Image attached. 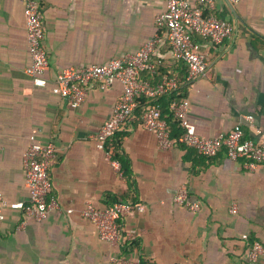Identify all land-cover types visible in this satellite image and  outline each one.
Segmentation results:
<instances>
[{
  "label": "crops",
  "instance_id": "0c3cea01",
  "mask_svg": "<svg viewBox=\"0 0 264 264\" xmlns=\"http://www.w3.org/2000/svg\"><path fill=\"white\" fill-rule=\"evenodd\" d=\"M42 1L49 83L38 87L25 72L31 57L24 0H0V189L10 202H28L22 160L35 135L56 145L50 175L59 207L42 221L7 209L0 220V264H109L110 255L140 257L141 264H247L249 241L264 244L263 165L251 170L225 148L213 157L181 144L161 148L138 117L99 148L94 135L112 116L122 84L94 86L78 106L51 87L61 68L136 52L158 32L153 59L160 73L151 80L181 79L178 92L190 99L198 134L215 137L241 126L247 138L262 140L264 0H216V14L234 24V33L221 44L199 38L208 69L193 81L158 21L166 0ZM118 139L121 161L108 149ZM183 184L197 210L176 203ZM117 198L143 209L123 217V240L112 245L81 212L87 200L104 207ZM255 264H264V253Z\"/></svg>",
  "mask_w": 264,
  "mask_h": 264
},
{
  "label": "built area",
  "instance_id": "2783aa9c",
  "mask_svg": "<svg viewBox=\"0 0 264 264\" xmlns=\"http://www.w3.org/2000/svg\"><path fill=\"white\" fill-rule=\"evenodd\" d=\"M42 2L24 0L27 44L31 57V63L25 72L38 87H45L49 83L46 77L49 58L44 45ZM215 11L216 0H198L197 3L192 0H166V10L158 16L159 23L166 28L174 58L187 65V81L204 76L208 69L207 51L202 48L200 42L192 39L191 33H196L213 44L223 43L234 33V24L219 17ZM161 39L159 33L155 32L136 52L117 56L106 63L63 67L51 87L52 92L66 98L70 105L78 106L86 100L92 87L107 89L115 82L122 84L123 91L114 105L112 116L94 135L99 148H104L108 140L121 131L125 124L138 117L144 128L156 134L161 148L181 144L195 148L206 157H213L225 148L229 158L244 159V166L251 170L259 165L264 166V138H247L241 126L215 137H202L198 134L196 125L189 119L190 99L179 95L181 79L177 75H164L160 81L154 83L150 78L142 76L145 70H156L159 61L153 59V53ZM172 93L177 96L170 101L169 109L182 127L177 137L172 136L171 124L159 102L160 97ZM142 97L147 98L146 103L141 102ZM137 110L140 111L139 116L136 115ZM247 118L251 120L253 116L249 115ZM30 139L22 160L29 190L28 202H10L0 189V220L4 219L7 209H24L28 218L42 221L52 209L59 207L52 195L53 184L50 175L56 145L53 141L41 143L35 135ZM175 201L191 210H197L199 207L198 202L189 198L185 184L181 185ZM134 209L141 211L143 205L130 199H118L104 207H98L92 200H87L81 213L95 225L101 240L118 245L123 240L121 220ZM263 253L264 244L261 241H249L247 264H255ZM109 264H141V258L110 255Z\"/></svg>",
  "mask_w": 264,
  "mask_h": 264
},
{
  "label": "trees",
  "instance_id": "16d2710c",
  "mask_svg": "<svg viewBox=\"0 0 264 264\" xmlns=\"http://www.w3.org/2000/svg\"><path fill=\"white\" fill-rule=\"evenodd\" d=\"M215 13H216V11H215ZM191 37H192V39L194 40V41H197V42H199V38H200V36L199 35H197L196 33H191ZM160 63H158V66H157V68H156V70L154 71V72H151L150 70H145L144 72L147 74L146 76H144V72L142 73V76L143 77H145V78H150V79H152L153 80V78L155 77V76H157V74L158 73H160ZM161 78H162V75H161ZM160 80V79H159ZM177 94H175V93H172L171 94V96L169 95L168 97V99L166 100L165 99V96H162V97H160L159 98V102L161 103V105L162 104H164V103H166V105L164 106L166 109H168V113H169V115H170V119H169V122H170V124H171V127H172V136L173 137H177L180 133H181V131H182V127H181V124H180V122L178 121V120H176V119H174V116H173V113L170 111V109H169V103H170V101L173 99V98H175V96H176ZM141 102L142 103H146L147 102V98L146 97H142L141 98ZM139 111V110H138ZM139 114H140V111L137 113L136 112V115L137 116H139ZM174 121H173V120ZM120 132V131H119ZM118 132V133H119ZM118 133H116L113 137H111L110 139H112V138H114V137H116L117 136V134ZM109 139V140H110ZM108 140V141H109ZM121 141L118 139L117 141H116V143H114L113 145H111V146H108V149H109V152H110V154L112 155V158H114V159H116V160H119V161H121V155H120V149H121ZM117 199H121V198H117Z\"/></svg>",
  "mask_w": 264,
  "mask_h": 264
},
{
  "label": "water",
  "instance_id": "95a60500",
  "mask_svg": "<svg viewBox=\"0 0 264 264\" xmlns=\"http://www.w3.org/2000/svg\"><path fill=\"white\" fill-rule=\"evenodd\" d=\"M232 5V4H231Z\"/></svg>",
  "mask_w": 264,
  "mask_h": 264
}]
</instances>
